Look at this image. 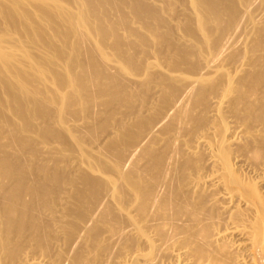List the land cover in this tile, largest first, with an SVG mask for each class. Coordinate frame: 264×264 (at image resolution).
Wrapping results in <instances>:
<instances>
[{
  "label": "bare ground",
  "instance_id": "obj_1",
  "mask_svg": "<svg viewBox=\"0 0 264 264\" xmlns=\"http://www.w3.org/2000/svg\"><path fill=\"white\" fill-rule=\"evenodd\" d=\"M253 249L264 0H0V264Z\"/></svg>",
  "mask_w": 264,
  "mask_h": 264
},
{
  "label": "rangeland",
  "instance_id": "obj_2",
  "mask_svg": "<svg viewBox=\"0 0 264 264\" xmlns=\"http://www.w3.org/2000/svg\"><path fill=\"white\" fill-rule=\"evenodd\" d=\"M241 252H242L241 253L242 255L245 253L244 250ZM252 253H254L253 258H252V256L248 257L249 260L248 261L246 260L247 264H264V256L262 255V252L259 253V251H257V249H253L251 252H249V254H252ZM252 259H254V260H252Z\"/></svg>",
  "mask_w": 264,
  "mask_h": 264
}]
</instances>
